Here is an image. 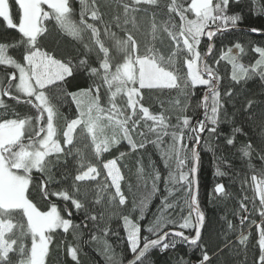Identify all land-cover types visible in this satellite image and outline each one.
<instances>
[{"label":"snow or ice","instance_id":"obj_1","mask_svg":"<svg viewBox=\"0 0 264 264\" xmlns=\"http://www.w3.org/2000/svg\"><path fill=\"white\" fill-rule=\"evenodd\" d=\"M15 2L21 12L18 23L13 19L9 0H0V18L20 34L14 43L0 42V66H4L0 76V264H46L58 229L71 233L78 242L67 249L71 259L78 262L82 227L92 241L98 239L97 232H102L125 245L126 251L117 254L114 245L105 240L102 252L106 264H155L153 250L163 254L175 251L178 244L200 255L193 261L177 253L170 264H213V259L219 260L225 249L235 252L241 264H249L251 249V264H264V179L251 177L259 206L253 200L249 209L245 203L248 198L244 197L234 213L239 216V228L227 221L229 232L239 231L236 242L225 235V243L217 246L211 237L205 242L209 221L201 206L198 178L201 145L212 151L216 160L226 162L227 157H216L217 149L222 152L223 148L214 146L213 138L223 137V147L235 148L236 138H247L245 128L250 126L258 130L259 143L248 139L238 151L247 158L249 167L255 168L254 156L264 165V92L260 99L246 98L238 108L237 98L249 90H236L256 77L264 89V47L257 45L252 49L258 59L247 66L241 62L245 47L239 42L227 50L221 48L219 59H215L216 40L232 31H243L240 25L246 12L264 16V0H191L187 6L184 0H168L163 5L166 19L159 21L161 13H149V8H161V0H118L123 20L115 15L110 22L104 20L97 0ZM142 12L150 16V39L143 42L137 35L140 25L136 15ZM77 15L78 20L74 18ZM113 28L123 31L124 36H118ZM247 31L264 34V27L252 26ZM63 35L81 47L62 49L59 37ZM202 38L207 39L206 45H202ZM47 41L55 44L51 50L46 47ZM163 47H167V53ZM10 49L17 56L10 55ZM233 49L237 50L235 54ZM210 60L231 65V83L222 85L218 69ZM198 89L202 96L197 100ZM143 90H171L182 95L183 103L180 99L174 101L180 113L174 115V124L173 116L165 114L168 110L163 108L164 101L159 102V113L145 106ZM5 98L16 106H30L37 114L21 117ZM66 104L75 106L76 115L70 120L64 117L66 127L61 141L54 121L62 115L60 106ZM197 109L203 110V118H195ZM256 109L261 110L259 119ZM189 111L193 114L189 115ZM225 123L231 127L227 135L220 131V125ZM165 138H170V143L162 147ZM85 139L89 143L78 146ZM149 147L159 152L168 172L163 177L166 195L160 194L161 173L149 153L148 167L154 175L143 184L147 191L139 199L134 197L128 208L129 199L121 188L125 177L118 160L140 153L137 174L138 179H143L142 154L148 153ZM88 148L101 167L91 163L86 154ZM113 152L119 155L101 160L104 154ZM104 173L102 185L82 189V185L97 182ZM215 175L228 173L218 164ZM109 179L114 192L108 191ZM93 190L97 192L95 200L90 199ZM128 190H132L131 184ZM104 191L108 193L107 206L98 211L100 193ZM228 195L225 185L217 183L209 198L214 201ZM158 196L157 212L142 226L151 202ZM34 198L38 200L34 202ZM74 212L83 214L80 223L74 222ZM253 212L260 217L259 223L250 219ZM113 220L122 221L123 240L120 231L111 226ZM245 224L249 229L256 228L255 247L251 231L243 232ZM213 247L215 251L210 255Z\"/></svg>","mask_w":264,"mask_h":264},{"label":"trees","instance_id":"obj_2","mask_svg":"<svg viewBox=\"0 0 264 264\" xmlns=\"http://www.w3.org/2000/svg\"><path fill=\"white\" fill-rule=\"evenodd\" d=\"M191 0H184L185 6L190 3ZM10 6H11V12L12 16L15 22H19V16L21 15L20 9L18 5L16 4L15 0H9ZM122 2H126V0H122ZM97 3L100 5V11L104 14V20L105 21H112L113 16L120 15L121 21L123 20V8L119 6L118 0H97ZM168 0H161V8L157 9L155 7L149 8L150 12H159L161 15L157 17V20L166 19V12L163 8L164 4H167ZM42 7L45 9V11H50L48 9L47 5H42ZM77 12L79 11V5H75ZM138 22L140 25V33L139 38L143 42L144 40L150 39L149 30H150V16L148 13H137ZM189 16H192V14H189ZM75 19H79L78 15L74 17ZM142 18V19H141ZM178 20V18H177ZM89 22H92L89 20ZM49 28L52 27V25L48 22H45ZM264 27V16H259L251 13H245V20L240 25L241 28H243V31H232L229 35L226 37H222L220 39H217L215 42V49H216V55L215 59H219L220 52L219 50L221 48H224L227 50L228 47H232V45L236 42L241 43L245 47V53L242 56L241 62L244 63L246 66L250 65L255 62L256 59H258V54L255 53L252 49L259 45L261 47H264V34L260 33H249L247 29L249 27ZM113 31L117 32V35L120 37L124 36L123 31L113 28ZM20 34L15 29H10L6 26V23L3 21L2 18H0V42H7V43H14L15 41L19 40ZM60 40V47L63 48H71L73 46L75 47H81L80 44L73 41L70 37L63 35L59 37ZM86 41H87V35H86ZM208 41L205 38H202V45H206ZM168 44V40L165 37V45ZM55 44L52 41L46 42V47L48 50H51ZM158 47L160 45H157ZM167 53L168 49L167 47H163L162 49ZM202 51H205V48L202 47ZM237 50L233 49V53L235 54ZM9 54L13 56H17V53L15 50L10 49ZM209 63L216 69H218V73L221 76V83L224 86H227L230 81V75H231V65L227 61H220L219 64L215 63V60H210ZM4 66H0V76H2ZM184 72H186V68L184 69ZM257 78V77H256ZM255 79V78H254ZM259 79V78H258ZM252 81V80H251ZM249 81L248 83H250ZM247 83V84H248ZM245 86L240 85L237 86L236 90L240 91ZM223 91V88L221 89ZM262 91H254L251 92L248 96L242 97L239 96L237 98V107H241L245 103L246 98H252V99H260V93ZM144 96H145V106H150V111L153 113H159L162 111L160 101H164L163 108L167 109L168 111L165 112L166 115H172L173 119L171 120V123H175L174 115L180 114L177 112L174 101L176 99H180L183 103V97L180 93L176 91L171 90H143ZM255 94V95H254ZM202 95V90H197L196 99H200ZM152 99H149V98ZM6 103L9 105H13L16 107V111H18L23 117L24 115H31L35 116L37 113L34 109H32L30 106H16L15 102L5 98ZM193 106H195V101L193 102ZM200 109H197L195 112V118L197 117ZM229 114L232 113L233 109L231 105L228 106ZM60 113L62 115L54 121V123L57 125L58 128V137L63 139L62 133L65 125L64 117H67L69 120L72 118H75L76 115V109L75 106L72 104H66L63 106H60L59 108ZM189 115H192L193 113L191 111L188 112ZM203 118V112L199 119ZM151 123V122H149ZM253 132L257 135V131L254 128ZM79 131V130H78ZM220 131L224 133L225 135L229 134L231 132V127L229 124H221L220 125ZM245 131L248 133V137L246 138L244 135H239L236 138V147H223L224 140L223 137H221L219 140H216L213 138L212 143L215 146L216 144H219L223 151L221 152L220 149H217L216 151V157H219L221 155L227 157L226 162H222L219 160H216L214 158L213 152L207 150L203 145H201V155H202V165L200 172L198 174L199 178V184H200V200H201V206L206 211V215L208 218V225L207 229L204 233L205 242L209 240V237H211L212 241L215 245L219 246L225 243V235H227L228 239L236 242V238L239 235V231L237 232H229L227 228V221H232L234 226H237L239 228V216L234 214L237 213L239 210V202L244 198L247 197L248 199L245 201V203L248 204L249 209L252 207V201L255 200L256 206H259V198L256 195L255 186L254 183L251 180L252 175H256L258 179H264V165L261 164L260 160L254 156L252 158V165L255 166V168H251L247 164V158H242V154L238 151V149L248 142V139L252 140L251 137V131L249 130V127L245 128ZM258 137V136H257ZM154 138V137H150ZM207 138V136H205ZM88 139L83 140L81 143H78V146L83 147L84 144H88ZM170 143V138H165V144L162 147H166V145ZM121 151H127V149H121ZM149 153L151 154V160L155 162V168L159 170L161 173V181L159 183L160 188V194L161 196L166 195V192L164 191V182L163 177H166L168 172L165 169L164 163L161 159V156L159 152L153 148L149 147L148 153H143V164L145 167V173L143 176V179H138L137 174V158L140 153L137 154H131L125 156L123 159L118 160V164L121 168V172L124 175L125 179L121 181V188L122 191L125 193V195L129 199L128 208H131V200L135 197L136 199H139L140 196L147 191L143 187V184L145 181L150 182L151 177L154 175V172L148 167V160H149ZM86 154L90 157L91 163L96 164L97 167H101L100 164L97 163V160L92 156V149L88 148L86 149ZM119 154L116 152H113L111 155L104 154L101 157V160H107L112 159L114 157H117ZM219 164L222 171L227 172V176H216L215 171L216 167ZM231 165V167H229ZM106 179V173H104L101 177H98L97 182H92L88 185H82L83 187H89L92 189L96 188L97 183L102 185L105 182ZM107 183L109 185L108 191L114 192V188L111 187L110 179L107 180ZM217 183H222L225 185L226 191L229 194L228 198L225 199H217V200H210L209 194L211 193L213 187ZM132 185V190H128V185ZM140 185V187H137V185ZM243 184V187H242ZM107 191L101 192L100 195L102 196V202L101 204L97 205L98 211H103L104 208L107 206ZM97 195V192L93 190L90 193V199L95 200ZM54 200L56 198H53ZM38 198H34V202H36ZM160 204V197H156L150 204V210L148 212V217L144 221H142V226L147 225L148 221L153 218V214L157 212L158 205ZM38 206H40L38 204ZM69 208H71V205L69 204ZM41 210H47L46 207H41ZM125 214H127V209H125ZM244 213H241L243 215ZM136 215H139V213H136ZM83 219L82 213H76L73 214V220L76 223H80ZM250 219H255L257 223L260 222V217L256 213H252L250 216ZM113 228L120 231V237L121 240L125 237V232L123 231L122 227V221L120 220H113L112 225ZM84 231L83 239L79 242L80 250L78 251V262L73 261L71 257L67 253V249L69 246H76L77 241L73 239V236L71 233H63L62 230H56V233L53 236V243L50 244V254L46 258V264H106V261L104 259V255L102 252V248L104 246V241L107 240L109 243L113 244L115 247V250L117 254H119L121 251H126L125 245L122 243H119L116 241L115 237H106L103 235L102 232H97L98 239L96 241H92L90 235L87 233V230L81 229ZM249 230L252 233L251 240H252V246L255 247V242L257 239V232L255 226H252L251 229H249L248 225L245 224L243 227V232L247 234ZM87 241V243H85ZM28 244L30 246V239L28 240ZM215 251V247L210 249V255L212 252ZM179 253L181 255H185V258H191L193 261H195L200 253L198 251L195 252H189L188 247L186 245H177V249L175 251H168L166 253L161 254L158 250H153L152 252V260L155 262V264H170V262L174 259L176 254ZM253 252L251 249L248 252V261L249 264H251ZM130 258V257H129ZM213 264H241V258H238L236 256L235 252H229L227 249H225V252L223 255L220 256L219 260L213 259Z\"/></svg>","mask_w":264,"mask_h":264},{"label":"rangeland","instance_id":"obj_3","mask_svg":"<svg viewBox=\"0 0 264 264\" xmlns=\"http://www.w3.org/2000/svg\"><path fill=\"white\" fill-rule=\"evenodd\" d=\"M190 2H191V1H190ZM189 18H193V16H189ZM245 87H246L249 91H247V92H243V94L240 95V96H242V97H246V96H248L251 92H254V91H262V92H264V89H262V88L260 87V81H259L258 77L255 78V79H253V80H252L250 83H248ZM245 87H244V88H245ZM244 88H243V89H244ZM243 89H241V90L238 91V92H241ZM255 111H256V114H257V118L259 119L260 116H261V110H260V109H256ZM249 130L251 131V137H252V141H253V143H254V144H258V143H259V141H258V137H257V135L253 132V129H252L251 126L249 127ZM254 186H255V185H254ZM44 211H46V210H44Z\"/></svg>","mask_w":264,"mask_h":264},{"label":"water","instance_id":"obj_4","mask_svg":"<svg viewBox=\"0 0 264 264\" xmlns=\"http://www.w3.org/2000/svg\"><path fill=\"white\" fill-rule=\"evenodd\" d=\"M257 34H258V33H257ZM205 39H206V38H205ZM206 40H207V39H206ZM205 51H206V49H205ZM201 96H202V95H201ZM202 112H203V110L200 109V110H199V113H198V115H197V117H196V119H199V118H200ZM125 264H126V261H125Z\"/></svg>","mask_w":264,"mask_h":264}]
</instances>
